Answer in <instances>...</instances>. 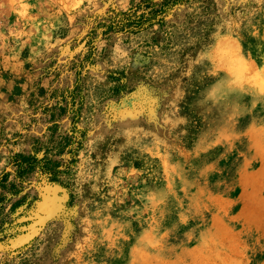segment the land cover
<instances>
[{"label": "rangeland", "instance_id": "rangeland-1", "mask_svg": "<svg viewBox=\"0 0 264 264\" xmlns=\"http://www.w3.org/2000/svg\"><path fill=\"white\" fill-rule=\"evenodd\" d=\"M4 174L0 264H264V0H0Z\"/></svg>", "mask_w": 264, "mask_h": 264}, {"label": "trees", "instance_id": "trees-1", "mask_svg": "<svg viewBox=\"0 0 264 264\" xmlns=\"http://www.w3.org/2000/svg\"><path fill=\"white\" fill-rule=\"evenodd\" d=\"M12 164L17 168L18 175H23L36 168H40L51 179L56 180V177L60 172L58 170H54L53 163H51L50 159L46 157L38 158L34 155L15 154L12 158ZM4 178H6V174H4V176L0 179V183L4 180ZM1 213L2 206H0V227L3 221V219H1ZM0 230H2V228Z\"/></svg>", "mask_w": 264, "mask_h": 264}]
</instances>
